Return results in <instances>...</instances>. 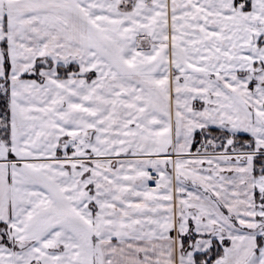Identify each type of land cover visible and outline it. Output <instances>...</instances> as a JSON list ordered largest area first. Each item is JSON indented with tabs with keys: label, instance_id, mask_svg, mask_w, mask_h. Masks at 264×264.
I'll return each mask as SVG.
<instances>
[{
	"label": "snow or ice",
	"instance_id": "obj_1",
	"mask_svg": "<svg viewBox=\"0 0 264 264\" xmlns=\"http://www.w3.org/2000/svg\"><path fill=\"white\" fill-rule=\"evenodd\" d=\"M0 264H264V0H0Z\"/></svg>",
	"mask_w": 264,
	"mask_h": 264
}]
</instances>
